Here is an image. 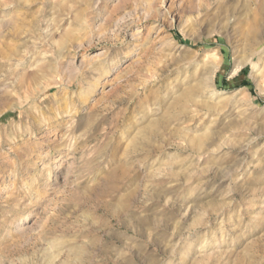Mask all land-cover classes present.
I'll use <instances>...</instances> for the list:
<instances>
[{"label":"rangeland","instance_id":"obj_1","mask_svg":"<svg viewBox=\"0 0 264 264\" xmlns=\"http://www.w3.org/2000/svg\"><path fill=\"white\" fill-rule=\"evenodd\" d=\"M0 264H264V0H0Z\"/></svg>","mask_w":264,"mask_h":264},{"label":"bare ground","instance_id":"obj_2","mask_svg":"<svg viewBox=\"0 0 264 264\" xmlns=\"http://www.w3.org/2000/svg\"><path fill=\"white\" fill-rule=\"evenodd\" d=\"M98 55H101V53H99ZM213 58H214V57H213ZM213 58H211L212 61L214 60ZM107 71H108V69H105L104 71H102V73H101V77H102V78H104V75L107 74ZM208 73H210V72H208ZM103 74H104V75H103ZM64 96H65V95H64ZM65 99H66V97H65ZM70 177L74 179V177H76V175H75V174H72V175H70ZM17 229H18V227L15 228V230H17ZM18 230H19V229H18Z\"/></svg>","mask_w":264,"mask_h":264}]
</instances>
